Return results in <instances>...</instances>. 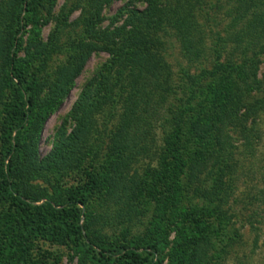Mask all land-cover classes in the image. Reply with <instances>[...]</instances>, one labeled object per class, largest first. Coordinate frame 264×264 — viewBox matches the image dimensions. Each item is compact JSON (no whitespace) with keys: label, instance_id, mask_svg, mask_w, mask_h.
Here are the masks:
<instances>
[{"label":"rangeland","instance_id":"374dc122","mask_svg":"<svg viewBox=\"0 0 264 264\" xmlns=\"http://www.w3.org/2000/svg\"><path fill=\"white\" fill-rule=\"evenodd\" d=\"M95 1L27 0L31 10L24 13L27 20L19 36L17 57L23 74L39 86L42 106L60 70L75 60V43L90 39ZM204 4L209 15V38L203 45L202 58L195 63L185 57L177 29L165 25L149 36L151 51L167 64L177 86L187 83L186 73L197 74L200 67L211 70L215 55L206 48L227 39L228 30L236 31L231 27L235 0H205ZM126 7L143 10L145 3L113 0L104 6L103 21L97 30L112 32L124 25L128 19L123 11ZM105 44L115 49H134L128 37L117 33ZM221 54V63L239 59L231 43ZM112 59L109 51L92 54L70 94L48 115L37 141L41 165L31 183L33 198L39 199L34 205L62 201L72 190H91L81 225L97 251L124 246L145 252L149 244L158 243L163 264H264V53L258 71L262 90L242 96L244 106L252 109L245 137L241 134V121L223 115V105L211 99L214 89L236 84L233 77L223 75L193 87L195 97L188 103L187 99L192 98L188 93L178 95L184 96L182 105L190 109L184 115L179 158L172 160L159 150L162 139L156 122L149 135L157 149L127 151L122 142L123 102L130 99L133 87L118 67L117 78L121 82L113 88L118 101L111 99L97 109L95 129L77 160L67 167L49 162L60 138L68 137L75 128L70 115L74 103ZM247 108L240 113L248 114ZM42 111L38 107L32 116ZM17 114L12 94L8 90L1 92L0 264H100L78 243L71 224L44 210L23 212L13 205L4 177L6 148L15 135ZM198 122L213 125L217 132L205 139L192 138L191 130ZM217 140L222 141L219 151L215 150ZM228 153L232 158L225 157L224 163H218ZM220 167H231L234 173L227 171L216 182ZM223 214L231 220L220 217ZM195 240L205 241L197 251Z\"/></svg>","mask_w":264,"mask_h":264},{"label":"trees","instance_id":"16d2710c","mask_svg":"<svg viewBox=\"0 0 264 264\" xmlns=\"http://www.w3.org/2000/svg\"><path fill=\"white\" fill-rule=\"evenodd\" d=\"M112 1L94 2L91 10L93 24L89 29L90 39L75 43L77 50L75 60L60 70L59 78L50 88L42 106L39 104V86L23 74L17 57L19 36L25 27L24 21L27 20L24 13L30 12L31 9L27 5V0H1L0 93L8 90L18 111L14 125L15 135L6 148L4 185L13 205L23 212L33 209L44 210L60 221L71 224L78 243L92 260L100 264H163L159 256L158 243L149 244L145 252L124 246L102 248L100 251L95 249L94 243L88 240L81 225L83 208L88 203L91 190H72L62 201L34 205L39 199L33 198L31 183L35 180L41 165L37 141L43 125L48 115L58 109L70 94L75 80L92 54L109 51L113 54L110 65L88 83L74 103L70 115L75 121V128L71 135L60 138L56 148L48 157L49 162L61 163L62 167H67L77 160L95 129L94 115L97 109L106 105L111 99L114 103L118 101V96L114 95L113 91V88L121 82L117 78L118 67L122 68L121 73L133 87L130 99L127 102L122 101L125 120L122 142L127 151L136 149V151L149 152L157 149V144L149 135L152 123L156 122L162 139L159 150L166 154L167 158L172 160L179 158L178 148L184 135L182 130L184 115L190 110L188 105H182V99L188 93L192 97L187 99L188 103V100L195 97L193 87L204 80L223 75L230 79L233 77L236 84L231 88L214 89L211 99L223 105L224 109L221 111L223 115H227L231 120L241 121V134L245 137L248 132L246 123L252 114V109L244 106L242 96H250L263 88L258 71L264 53V0H235L237 5L231 13L233 16L231 27L236 31L228 30L227 39H221L218 44L215 43L216 46L206 48V51L215 55L213 68L208 70L200 67V72L197 74L186 73L187 83L182 86L175 85L167 64L151 51L149 36L165 25L177 29L185 57L194 63L200 60L205 52L203 45L209 38L206 31L209 15L203 9L205 0H177L174 4L168 3L170 0H141L145 3L143 10L127 9V7L123 9L128 15L124 25L112 32L97 30V26L103 21L104 6ZM117 21L118 19L114 20L112 25ZM116 33L128 37L134 49L128 51L126 48L108 47L105 43H109ZM230 43L235 45L239 59L237 62L221 63V51L228 50ZM220 44L222 47H219ZM122 90L120 87V93ZM180 93L184 96L179 97ZM38 107L44 111L38 116H32ZM244 108L248 109V114L242 115L240 112ZM216 132L217 129L213 125L198 122L191 130V137L205 139ZM221 142L217 140L218 147L215 150L221 149ZM225 157L231 159L232 154L222 155L218 163H224ZM227 171L234 173L231 167H220L216 182L224 178ZM220 217L231 220L226 214ZM202 241H194L195 251Z\"/></svg>","mask_w":264,"mask_h":264}]
</instances>
